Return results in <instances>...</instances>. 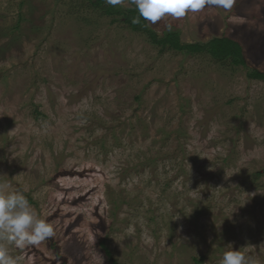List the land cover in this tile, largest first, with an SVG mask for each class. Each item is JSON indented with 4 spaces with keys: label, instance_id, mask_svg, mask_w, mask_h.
Listing matches in <instances>:
<instances>
[{
    "label": "rangeland",
    "instance_id": "obj_1",
    "mask_svg": "<svg viewBox=\"0 0 264 264\" xmlns=\"http://www.w3.org/2000/svg\"><path fill=\"white\" fill-rule=\"evenodd\" d=\"M93 2L0 0V183L55 230L9 253L220 264L234 248L264 264V80L248 77L264 72V0L148 22L236 40L245 66L161 50Z\"/></svg>",
    "mask_w": 264,
    "mask_h": 264
},
{
    "label": "clouds",
    "instance_id": "obj_2",
    "mask_svg": "<svg viewBox=\"0 0 264 264\" xmlns=\"http://www.w3.org/2000/svg\"><path fill=\"white\" fill-rule=\"evenodd\" d=\"M124 0H106L112 6ZM139 16L155 24L165 17L180 18L188 12H198L206 6L228 9L222 0H129ZM171 29V24L168 25ZM55 236L51 222L37 215L21 191L9 190L7 183H0V264H19L20 257L9 253L8 245L24 249L36 246ZM220 264H257L254 257L230 248L222 254Z\"/></svg>",
    "mask_w": 264,
    "mask_h": 264
},
{
    "label": "trees",
    "instance_id": "obj_3",
    "mask_svg": "<svg viewBox=\"0 0 264 264\" xmlns=\"http://www.w3.org/2000/svg\"><path fill=\"white\" fill-rule=\"evenodd\" d=\"M92 1V0H91ZM106 15H116L113 22H122L127 24L135 32H143L148 34L152 43L161 48V50L171 49L175 52H180L189 55L207 53L212 58L225 61L231 60L236 66H245L246 60L243 54L241 44L228 37H215L207 43H182L180 33L178 31L168 30L163 37L158 35L149 28L148 21L139 16V13L134 5L128 8L115 7L112 5H104V0H94L93 2ZM250 79L259 81L264 80V72L254 70L248 74ZM113 264H117L114 260Z\"/></svg>",
    "mask_w": 264,
    "mask_h": 264
},
{
    "label": "snow or ice",
    "instance_id": "obj_4",
    "mask_svg": "<svg viewBox=\"0 0 264 264\" xmlns=\"http://www.w3.org/2000/svg\"><path fill=\"white\" fill-rule=\"evenodd\" d=\"M222 2L226 5H230L232 3V0H222Z\"/></svg>",
    "mask_w": 264,
    "mask_h": 264
}]
</instances>
